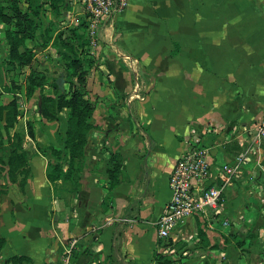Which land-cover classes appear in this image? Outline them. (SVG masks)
<instances>
[{
  "label": "crops",
  "instance_id": "crops-1",
  "mask_svg": "<svg viewBox=\"0 0 264 264\" xmlns=\"http://www.w3.org/2000/svg\"><path fill=\"white\" fill-rule=\"evenodd\" d=\"M42 2L35 37L26 41L34 57L21 74L4 67L8 26L0 22V103L16 95L20 115L9 134L24 136L29 168L23 190L0 172V185H7L0 196L1 264L13 255L61 264L71 237L72 264H154L155 253L174 264H264V137L255 138L264 118V0H125L98 40L87 38L83 56L92 65L84 63V84L94 109L77 189L46 177L55 159L37 144L62 149L67 168L66 113L48 121L38 106L41 93L54 95L53 80L68 90L58 52L86 18L80 0L59 1L58 14L50 0ZM30 69L45 73L49 84L27 97ZM205 128L212 163L237 171L217 174L219 212L188 217L173 233L175 244L164 245L155 222L170 197L169 175L191 130ZM113 155L114 185L107 173Z\"/></svg>",
  "mask_w": 264,
  "mask_h": 264
},
{
  "label": "trees",
  "instance_id": "trees-1",
  "mask_svg": "<svg viewBox=\"0 0 264 264\" xmlns=\"http://www.w3.org/2000/svg\"><path fill=\"white\" fill-rule=\"evenodd\" d=\"M0 2V22L8 27L5 30V41L8 45V52L3 59L4 67L7 70L21 74L26 66H30L34 57V52L26 45L28 39H34L37 28L36 17L39 15L42 0H37L33 7L34 0H3ZM61 0H50L53 11L58 14ZM26 3L24 9L21 4ZM87 21L82 20L78 26L71 30V36L61 41L62 51L58 52L64 61L65 76L64 81L69 83L68 90L59 86L60 78L50 82L54 89V95L41 93L38 112L45 120H55L60 111L66 113V134L63 139V150L67 157V168L63 169L62 149L52 146L42 147L37 144L38 150L46 154L49 150L54 161H50L46 170L47 179L54 184L57 180L69 181L75 189L79 186V171L84 158V146L92 124L89 118L93 112V104L87 97L85 90V76L92 61L84 58V46L88 43L86 35ZM85 34V35H84ZM60 37V35H58ZM25 95L31 97L37 89H42L49 84V78L45 73L30 69L24 79ZM8 88V86L6 87ZM9 89V88H8ZM20 89L19 84H12V88ZM20 115L16 95L3 104L0 103V172L5 170L6 178L9 182L18 181V187L23 190L26 178L29 174L28 156L23 148L24 136L18 132L9 134V130L14 126L17 117ZM28 135L34 138L32 125L27 123ZM5 138L9 151L5 148ZM62 159V160H61ZM116 155L111 157V165L107 168V173L111 179V184L117 183L116 173L118 172ZM6 167V168H5ZM6 184L0 185V196L6 192ZM164 245L173 246L175 243L171 237L159 239ZM4 245V240L0 239V249ZM175 259L168 255L155 253L154 264H174ZM29 257L24 255H13L2 264H30ZM1 264V262H0Z\"/></svg>",
  "mask_w": 264,
  "mask_h": 264
},
{
  "label": "built area",
  "instance_id": "built-area-1",
  "mask_svg": "<svg viewBox=\"0 0 264 264\" xmlns=\"http://www.w3.org/2000/svg\"><path fill=\"white\" fill-rule=\"evenodd\" d=\"M87 21L86 35L95 43L109 17L126 6L125 0H80ZM255 138L264 137V118L256 124ZM207 129L191 130L186 150L180 154L169 175L170 197L155 225L159 239L169 238L188 217L208 212L218 213L222 202V186L216 183L220 170L230 174L237 171L228 164L217 167L212 163L209 148L203 144ZM244 160V153L237 162ZM227 220L223 224H227ZM77 238L71 237L64 247L61 264H72L71 255ZM170 251V250H169Z\"/></svg>",
  "mask_w": 264,
  "mask_h": 264
}]
</instances>
